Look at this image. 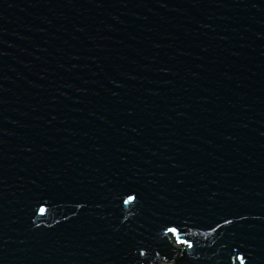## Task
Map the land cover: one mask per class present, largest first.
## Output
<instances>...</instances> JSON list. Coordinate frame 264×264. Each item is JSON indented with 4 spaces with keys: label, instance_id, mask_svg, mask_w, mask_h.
<instances>
[{
    "label": "water",
    "instance_id": "water-1",
    "mask_svg": "<svg viewBox=\"0 0 264 264\" xmlns=\"http://www.w3.org/2000/svg\"><path fill=\"white\" fill-rule=\"evenodd\" d=\"M157 260L264 264V0H0V264Z\"/></svg>",
    "mask_w": 264,
    "mask_h": 264
},
{
    "label": "rangeland",
    "instance_id": "rangeland-1",
    "mask_svg": "<svg viewBox=\"0 0 264 264\" xmlns=\"http://www.w3.org/2000/svg\"><path fill=\"white\" fill-rule=\"evenodd\" d=\"M175 245H177V244H175ZM154 264H165V262L163 260H157ZM167 264H170V263L167 262Z\"/></svg>",
    "mask_w": 264,
    "mask_h": 264
},
{
    "label": "trees",
    "instance_id": "trees-1",
    "mask_svg": "<svg viewBox=\"0 0 264 264\" xmlns=\"http://www.w3.org/2000/svg\"><path fill=\"white\" fill-rule=\"evenodd\" d=\"M165 262V264H167V262L166 261H164Z\"/></svg>",
    "mask_w": 264,
    "mask_h": 264
}]
</instances>
